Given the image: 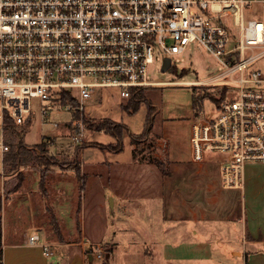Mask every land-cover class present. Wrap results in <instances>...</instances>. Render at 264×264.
I'll return each mask as SVG.
<instances>
[{"label":"built area","instance_id":"2783aa9c","mask_svg":"<svg viewBox=\"0 0 264 264\" xmlns=\"http://www.w3.org/2000/svg\"><path fill=\"white\" fill-rule=\"evenodd\" d=\"M252 1L0 0V153L8 150L4 120L24 124L33 98L40 99L43 122L58 126L51 113L69 112L71 138L79 140L85 107L96 96L129 98L150 84L222 83L237 94L227 89L214 104L216 115L192 121L190 161L216 162L221 187L241 190L246 163L264 162V22L245 18ZM261 6L264 13V0ZM191 43L210 55L218 73L194 81L148 79L150 64L169 57L171 67V56ZM143 140L152 160L167 158V136ZM24 244L53 253L35 233Z\"/></svg>","mask_w":264,"mask_h":264},{"label":"rangeland","instance_id":"374dc122","mask_svg":"<svg viewBox=\"0 0 264 264\" xmlns=\"http://www.w3.org/2000/svg\"><path fill=\"white\" fill-rule=\"evenodd\" d=\"M251 6L245 8V18L264 20L263 16L254 14V6ZM171 58L172 70L162 72L160 60L150 64L148 79L194 81L220 71L210 55L195 43ZM227 89L230 97L236 96L235 89L225 88L222 83L150 84L133 94L141 96L134 112L124 107L128 98L108 94L96 96L85 107L83 122L86 129L79 140L71 138L73 131L66 122L71 118L69 112L62 108L51 113V119L59 122L58 126L48 122L50 120L43 122L39 114L40 99L33 98L31 122L26 129L23 125L15 126L14 130L3 129V138L11 140L10 143L43 140L40 146L27 147L30 158L13 171L16 176L11 182L12 188L18 186L23 174L44 170L40 181L43 190L33 200V208L42 218L40 224L52 234L62 235L63 239H77L81 225L76 224L75 218L82 208L85 243H90L91 251L98 255L92 264H245L242 257L232 254L228 240L221 239L214 229L208 233H194L192 220L187 215L189 205L196 211L203 207V215L207 218L235 219L233 223L238 224L243 219L242 207L253 201L251 189L242 192L221 187L216 162L194 165L188 156L192 121L216 115L217 108L210 96L219 98ZM199 97L203 102L195 117L193 102ZM103 118L123 126L122 150L115 152L119 148L118 139L103 130H96L91 123ZM148 135H165L169 139L164 161L156 162L149 156L148 144L143 140ZM93 140L116 142L108 145ZM127 140H132V150ZM131 158L133 164H130ZM255 166L260 170L261 166L256 162L246 163L245 170ZM156 188L163 202L159 208L162 215H158L154 196L150 197ZM262 193L260 186L255 196L262 198ZM134 195L140 206L135 205ZM100 201L103 209L99 207ZM121 201L126 203V208L119 204ZM51 214L59 222L52 219ZM239 233L231 227L227 236L236 237V242H240ZM206 240L219 247L210 258L197 255L199 250L189 245ZM166 244L171 255L167 258L163 257ZM51 249L52 258L56 248Z\"/></svg>","mask_w":264,"mask_h":264},{"label":"crops","instance_id":"0c3cea01","mask_svg":"<svg viewBox=\"0 0 264 264\" xmlns=\"http://www.w3.org/2000/svg\"><path fill=\"white\" fill-rule=\"evenodd\" d=\"M261 2L262 0H253L251 8L254 6V14L264 17ZM260 20L264 22L263 19ZM104 95L106 94H103L102 96ZM9 141L12 142L11 140H3L6 145ZM59 141L61 142V140ZM116 141L104 143L98 140H93L92 142L110 145ZM42 142L43 140H38L36 143H28L24 140H17L16 144L21 143L30 148L31 145L41 144ZM120 142L121 147L115 152L122 150L123 142L122 140H120ZM127 142L130 146V149L132 150V140H127ZM188 144V156L190 160L191 150L189 136ZM4 153L0 154V219L2 228V264H92L95 258L93 256L92 262L88 261V249L85 245V241L87 239L83 235L84 213L82 208L79 211L78 217L76 216L75 218L76 224L81 225L80 236L78 235L79 237H77V239H63L62 235H57L53 231L54 234H56V238H54V234H52L48 228L43 227L40 224L42 221L41 215L40 213H36L33 208V200H35L38 196V193H41L43 190V187L40 185L41 171L37 169L31 173L26 171L25 173H28L26 175L23 174L18 186L12 188L14 185H11V182L14 181L16 174L14 175L13 172H4L2 164V156ZM130 164H133L132 158L130 160ZM256 164L261 166L260 170L257 168V166L249 170H245L244 167V186L241 191L243 192V190L247 188L251 189L253 201H250L246 206L242 207L243 219L239 217L242 219V221H238V224L233 223L235 219H224L221 217L207 218L203 215L205 212L203 211V207L197 208L198 211H196L195 207L193 208L189 205L187 210V215L192 220L191 227L193 228L194 233H208L214 229L216 234L220 236L221 239L226 238L228 240L231 246L230 250L232 254L242 257L245 264H264V162H256ZM260 186L263 190L262 198L258 197L259 193L257 196H255V194L259 192ZM126 196L127 195H125V197ZM153 196L157 204L158 215H162L159 212V208L162 207L163 202L158 194L157 188L155 189L154 195H150V197ZM136 197L137 196L134 195V203L136 206H140L141 203L136 202ZM111 201H113L114 206L115 200L113 199ZM119 204L126 208L125 202L121 201ZM50 207L49 209H51ZM99 207L100 209H103L104 207L101 201L99 203ZM51 218L55 220L56 216L53 215L52 217L51 214ZM172 219L174 221V218ZM55 221L59 222V219L57 218ZM38 225H41L42 227H36ZM231 227L235 228L236 234L240 232V242H236V237L231 238L227 236ZM188 231L191 232V229L189 228ZM77 232H79L78 229ZM34 233L39 236L40 241L52 244V247L56 248L55 257L51 258L50 255H45L42 251V248L39 246H28L24 244V239L28 235ZM98 237L100 239L99 235ZM189 245L194 246L196 251L199 250L197 255L204 254L203 256L208 258L212 256V253L215 249H219V247L217 248L212 243H208L207 240L205 242L199 243L190 242ZM165 246L166 253L163 255V257L167 258V256L171 255H169V248H167L168 245L166 244ZM235 252L237 254H235Z\"/></svg>","mask_w":264,"mask_h":264},{"label":"trees","instance_id":"16d2710c","mask_svg":"<svg viewBox=\"0 0 264 264\" xmlns=\"http://www.w3.org/2000/svg\"><path fill=\"white\" fill-rule=\"evenodd\" d=\"M169 70H172L171 68ZM224 97V94L222 92V96H220L219 98H215L213 96H210L211 100L217 104L220 102V100ZM141 100V96L138 95H131L128 100L127 103L124 105L125 109L131 112H134L138 105L139 102ZM203 102V98L199 97L195 102H193V109H194V116L197 117L199 115V112L201 110V105ZM31 119L30 117L26 120V122L23 125V128L26 129V127L30 124ZM92 124H94V128H96V130H103L109 134L114 135L118 140L117 142L119 143V148L121 147L120 145V140L122 137V129L123 126L119 123H115L113 121H111L110 119L107 118H103L97 122H91ZM91 124V125H92ZM15 126H17L16 124H14L12 121H10L9 119H5L4 120V129H11L14 130ZM8 144V150L3 154L2 156V164H3V170L5 173H11L13 172L16 167L19 165H23L24 163H26V159H29L30 157H28L27 154V150L28 149L25 145L18 143V144H14V143H10L7 142ZM42 144H37L36 146H40ZM118 148V149H119ZM43 163V162H42ZM159 166V164H158ZM44 171V170H43ZM41 170V180L44 177V172ZM78 172V170H77ZM0 212H1V201H0ZM1 232H2V228H1V219H0V260H1ZM0 264H2L0 262Z\"/></svg>","mask_w":264,"mask_h":264},{"label":"water","instance_id":"95a60500","mask_svg":"<svg viewBox=\"0 0 264 264\" xmlns=\"http://www.w3.org/2000/svg\"><path fill=\"white\" fill-rule=\"evenodd\" d=\"M169 68H170V58L169 57H165L163 59V62L161 64V66H160V70L162 72H164V71H167ZM86 248L88 249L87 246H86ZM92 260H93V254L91 252H88V261L92 262Z\"/></svg>","mask_w":264,"mask_h":264}]
</instances>
